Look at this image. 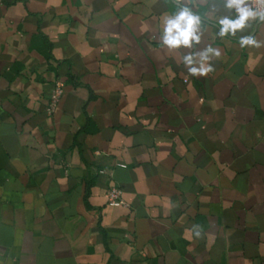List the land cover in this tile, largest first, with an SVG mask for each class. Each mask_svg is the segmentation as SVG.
Listing matches in <instances>:
<instances>
[{
	"label": "crops",
	"instance_id": "crops-1",
	"mask_svg": "<svg viewBox=\"0 0 264 264\" xmlns=\"http://www.w3.org/2000/svg\"><path fill=\"white\" fill-rule=\"evenodd\" d=\"M180 3L0 0V264H264V22L221 38L234 11L193 0L202 42L169 50Z\"/></svg>",
	"mask_w": 264,
	"mask_h": 264
},
{
	"label": "clouds",
	"instance_id": "clouds-1",
	"mask_svg": "<svg viewBox=\"0 0 264 264\" xmlns=\"http://www.w3.org/2000/svg\"><path fill=\"white\" fill-rule=\"evenodd\" d=\"M264 2V0H262ZM223 5L234 15H224L217 20L221 38L235 37L238 31L249 26L250 21L264 22V7L257 8L251 0H223ZM204 18L194 11L193 0H181L177 10L161 17L160 42L169 50L182 48L193 49L202 42ZM260 41L254 35H242L239 38L241 48L248 46L259 47ZM221 55L220 49L211 44L199 51H191L183 56V63L192 76H206L213 71V57ZM199 235V233H197Z\"/></svg>",
	"mask_w": 264,
	"mask_h": 264
},
{
	"label": "built area",
	"instance_id": "built-area-1",
	"mask_svg": "<svg viewBox=\"0 0 264 264\" xmlns=\"http://www.w3.org/2000/svg\"><path fill=\"white\" fill-rule=\"evenodd\" d=\"M251 2L257 8L264 7V2H262V0H251ZM64 93L65 82L61 78H57L55 80L50 100L46 109L48 114H53L56 111L64 96ZM122 194V190L116 186L109 188L107 192L108 204L111 206H119L125 204Z\"/></svg>",
	"mask_w": 264,
	"mask_h": 264
}]
</instances>
